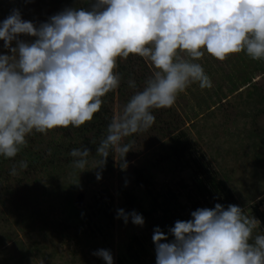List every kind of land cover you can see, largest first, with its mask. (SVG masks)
I'll return each mask as SVG.
<instances>
[{"label": "clouds", "instance_id": "9594fccd", "mask_svg": "<svg viewBox=\"0 0 264 264\" xmlns=\"http://www.w3.org/2000/svg\"><path fill=\"white\" fill-rule=\"evenodd\" d=\"M0 40L6 50L0 51V157L6 159L15 158L33 133L91 122L103 97L120 87L118 59L137 56L151 65L142 88L128 80L137 90L95 148L99 160L92 168L103 169L113 151L123 160L132 149L122 143L126 137L153 126V110L172 107L192 84L213 86L199 62L205 54L223 62L243 51L264 60V0H87L39 24L14 8L0 20ZM90 154L86 146L72 149L74 167L88 169ZM190 216L168 233L154 228L155 264H264V234H254L257 220L239 205L216 203ZM117 218L144 224L135 210L117 209ZM92 254L114 264L107 249Z\"/></svg>", "mask_w": 264, "mask_h": 264}, {"label": "rangeland", "instance_id": "374dc122", "mask_svg": "<svg viewBox=\"0 0 264 264\" xmlns=\"http://www.w3.org/2000/svg\"><path fill=\"white\" fill-rule=\"evenodd\" d=\"M8 3L11 8L0 11V20L15 8L23 19L43 22L37 0ZM2 45L0 40V51H6ZM131 58L135 74L141 78L139 89L152 67L140 57ZM199 62L213 86L201 89L192 84L178 95L172 107L153 110V126L122 141L132 148L123 160L113 151L103 169L92 168L99 156L91 153L88 169L81 171L74 167L67 151L54 158V169L20 168L15 175L11 173L15 163H0V169L9 172L8 178L0 179V264H105L92 254L98 249L109 250L116 264L118 251L130 238L151 237L153 232L144 217L142 226L133 224L130 218L127 223L117 218V209L134 210L127 204L129 194L144 196L145 206L149 205L146 200L157 199L159 203L162 196L173 194L183 206V215L190 219V213L199 207L228 205L222 203L223 199L196 195L195 178L205 174L224 183L245 215L255 218L256 205L264 210V60H252L242 51L223 62L205 54ZM137 89L128 87L126 92L131 96ZM125 98L115 90L103 99L111 110L109 116L113 118L122 110ZM79 135L71 126L56 128L36 135L29 145L43 151L47 142L56 138L57 143L80 144ZM171 143L177 144L173 145L177 147L176 156L165 155ZM97 172L101 173L100 180L96 179ZM69 197L87 216L86 221H66ZM96 204L109 211V216L100 219L101 229L94 224ZM257 224L254 234H264ZM151 252L155 258V248Z\"/></svg>", "mask_w": 264, "mask_h": 264}, {"label": "trees", "instance_id": "16d2710c", "mask_svg": "<svg viewBox=\"0 0 264 264\" xmlns=\"http://www.w3.org/2000/svg\"><path fill=\"white\" fill-rule=\"evenodd\" d=\"M8 2L9 0H0V11L11 8L10 5L8 6ZM37 2L38 3L35 4L39 7L37 11H40L43 14L42 21H46L47 18L52 15V13L60 11L62 6H74L77 8L87 6V0H37ZM117 63L118 67L116 71L121 74L122 81L120 87L116 91L118 92L120 98L126 97L125 100H128L130 98V95L126 92L127 88L129 87L127 83L128 80L130 78H134L137 84L138 80L141 78L135 74L136 70L132 63L131 55L127 60H124V62L118 59ZM112 94L113 91L109 92L105 97H103V99H106L108 95ZM110 111L111 110L107 104L103 103L101 110L94 114L91 122H88L79 128L74 127L75 131L80 134L79 137L82 139L81 143H84V145L87 144L91 150V153H95L96 146H98L99 141L106 134L107 125L112 119V117L109 116ZM36 135L40 136L41 134L34 133V135H32L33 139L29 137V139H27V146L23 147L15 158L6 159L1 157L0 163H15L13 167H15L17 170H20V161H26L28 165L26 168L27 170L48 171L49 168L54 169V158L61 155L62 152L64 154L67 153V151L71 152V150L74 148L82 147L80 145L81 143H57V138L55 140L52 138L53 140L48 141L46 148L41 151V148L36 149V147L29 145L31 141H35L34 137H37ZM41 141L42 140L39 139L38 142L41 144ZM177 144L180 143L178 142ZM177 144L171 143V150L166 152L165 155L173 156L174 154L176 156L178 153L177 147H174L173 145ZM2 177L5 179L8 178L9 172L0 169V179ZM194 185V191L199 198L206 199L208 197H215L216 200L223 199L222 203L224 204L225 202L227 204H235L232 193L225 187L221 180H216L213 175L208 176L205 174V176H197L195 178ZM144 200V196L138 198L137 196L133 195V193H131L129 194V197H127V204L128 207L131 206L130 208L137 211V213L141 214L147 220V222L151 225L152 230L158 226L161 231L168 233V229L174 225L176 220L188 219L187 216L183 215V206L179 202H176L177 200L173 194H171L170 197L162 196L159 203H157V199L152 201L146 200L149 202L148 206L143 204ZM102 204H96V208L94 209V224L96 225L97 229H101L99 224L100 219H104L105 217L109 216L107 214L109 212L108 209H106L105 206H103L104 204ZM66 206V221L74 223L87 220V216L83 213L81 208H78L75 206V204H73L71 197H69L66 201ZM158 211L161 213L156 215ZM253 213L256 220L260 224V228L264 232V210L260 209L259 206L256 205L253 209ZM152 236L153 232L151 237L149 236L143 239L137 237L130 238L125 248L118 251L116 255V264H155V258L153 255H151V249L155 248L152 241ZM168 239H172L170 234Z\"/></svg>", "mask_w": 264, "mask_h": 264}]
</instances>
